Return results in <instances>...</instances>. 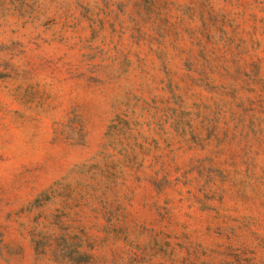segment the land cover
I'll list each match as a JSON object with an SVG mask.
<instances>
[{
    "label": "rangeland",
    "instance_id": "rangeland-1",
    "mask_svg": "<svg viewBox=\"0 0 264 264\" xmlns=\"http://www.w3.org/2000/svg\"><path fill=\"white\" fill-rule=\"evenodd\" d=\"M0 264H264V0H0Z\"/></svg>",
    "mask_w": 264,
    "mask_h": 264
}]
</instances>
